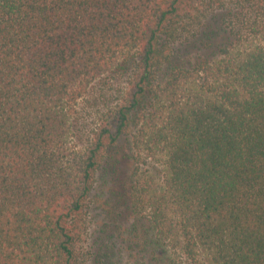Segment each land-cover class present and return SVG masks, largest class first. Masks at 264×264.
<instances>
[{
	"label": "trees",
	"instance_id": "1",
	"mask_svg": "<svg viewBox=\"0 0 264 264\" xmlns=\"http://www.w3.org/2000/svg\"><path fill=\"white\" fill-rule=\"evenodd\" d=\"M0 264H264V0H0Z\"/></svg>",
	"mask_w": 264,
	"mask_h": 264
}]
</instances>
